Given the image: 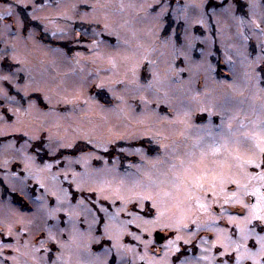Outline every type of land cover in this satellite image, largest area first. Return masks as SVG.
<instances>
[{
    "label": "rangeland",
    "instance_id": "rangeland-1",
    "mask_svg": "<svg viewBox=\"0 0 264 264\" xmlns=\"http://www.w3.org/2000/svg\"><path fill=\"white\" fill-rule=\"evenodd\" d=\"M262 108L264 0H0V264H264Z\"/></svg>",
    "mask_w": 264,
    "mask_h": 264
},
{
    "label": "snow or ice",
    "instance_id": "snow-or-ice-1",
    "mask_svg": "<svg viewBox=\"0 0 264 264\" xmlns=\"http://www.w3.org/2000/svg\"><path fill=\"white\" fill-rule=\"evenodd\" d=\"M262 111H264V108H262ZM235 119V117H233ZM211 124V122H209ZM239 133V136L237 135ZM205 135L211 138L212 143L209 144V148L211 149V154L216 155L217 153L220 152V146H221V141H226L231 139L234 143L240 144L242 142H248L251 141L252 144L259 149L260 154L262 157H264V123H261L260 126L253 130L251 133L246 129L245 125L243 123L240 124L239 128L233 129L232 124L229 122L227 126L225 127L224 123L222 122L218 131L213 134L211 129H207L205 131ZM244 137L245 140H241L240 137ZM204 137L201 136L200 140H203ZM200 140L197 141V144L194 145L193 147H198ZM209 155L208 152L204 151L203 148L200 150V161L203 162V160ZM195 156L194 151H189L188 157L189 159L185 160L180 157H176L175 160L177 162H172L170 164L171 170L176 174V178L181 181V183H184L188 185L186 187V191L188 192L189 199L193 200L195 203L199 204V207L201 209H206V205L202 202L204 197L199 195V192H208L211 191L212 195L215 196L216 192L214 189L216 188V180H219L221 184H226L228 182L236 183L238 185V188L240 187V182L238 180H231L224 175V173H220L219 175L217 174H212V176L209 178L208 173H204L201 176L195 177L194 179H191L190 181L186 178L189 173L192 171V165L196 164L197 161L195 159H192V157ZM159 161V157L157 158ZM221 164H226V161H221ZM247 164L249 165H254L256 168H261L264 167V158L260 159L259 162H257L256 159H249L246 161ZM245 162L241 161L239 164V167L243 168ZM181 172L184 174V177L182 178ZM254 179H259L260 181H264V171H261L258 177H253ZM206 184H210V187H206ZM244 189H247V186H243ZM259 194L262 199H264V193H260L259 189H256V192L253 193ZM165 195H169V193H165ZM232 196H237L238 192H233L231 193ZM143 199H152L151 195L143 197ZM228 200H225V203H227ZM240 203H243V201H239ZM152 208L157 207L155 201H153ZM255 208L257 211H260V203L258 202L255 205ZM151 212V208L149 209V213ZM163 215V213H161ZM257 218L261 221H264V215H259ZM241 234H243V229H241ZM177 239H180V237H177ZM173 241H169V244H173ZM262 248H264V240H262ZM239 264V261H238Z\"/></svg>",
    "mask_w": 264,
    "mask_h": 264
},
{
    "label": "trees",
    "instance_id": "trees-1",
    "mask_svg": "<svg viewBox=\"0 0 264 264\" xmlns=\"http://www.w3.org/2000/svg\"><path fill=\"white\" fill-rule=\"evenodd\" d=\"M36 98L38 97V99H40L39 98V96L38 95H34ZM110 103H111V100H110ZM42 159V158H41ZM0 183L2 184V187H3V189L5 190V192L7 191V193L8 194H10V195H12V196H18L16 193H11L10 191H9V189H8V187L2 182V181H0Z\"/></svg>",
    "mask_w": 264,
    "mask_h": 264
},
{
    "label": "water",
    "instance_id": "water-1",
    "mask_svg": "<svg viewBox=\"0 0 264 264\" xmlns=\"http://www.w3.org/2000/svg\"><path fill=\"white\" fill-rule=\"evenodd\" d=\"M156 238H157V241L161 242L162 241V238H163V234L160 233V232H157L156 233Z\"/></svg>",
    "mask_w": 264,
    "mask_h": 264
}]
</instances>
